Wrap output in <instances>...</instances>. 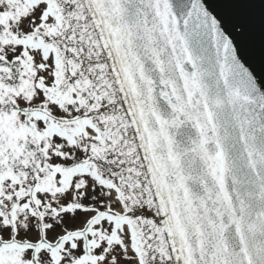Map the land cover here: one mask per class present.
Wrapping results in <instances>:
<instances>
[{
	"label": "snow or ice",
	"instance_id": "6c2138e0",
	"mask_svg": "<svg viewBox=\"0 0 264 264\" xmlns=\"http://www.w3.org/2000/svg\"><path fill=\"white\" fill-rule=\"evenodd\" d=\"M0 264H264V0H0Z\"/></svg>",
	"mask_w": 264,
	"mask_h": 264
}]
</instances>
